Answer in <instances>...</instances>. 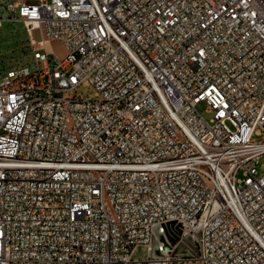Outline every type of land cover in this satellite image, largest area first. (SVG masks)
Here are the masks:
<instances>
[{
	"label": "built area",
	"instance_id": "built-area-1",
	"mask_svg": "<svg viewBox=\"0 0 264 264\" xmlns=\"http://www.w3.org/2000/svg\"><path fill=\"white\" fill-rule=\"evenodd\" d=\"M0 8L33 57L0 72V264L165 263L187 236L201 264H264V0Z\"/></svg>",
	"mask_w": 264,
	"mask_h": 264
},
{
	"label": "rangeland",
	"instance_id": "rangeland-1",
	"mask_svg": "<svg viewBox=\"0 0 264 264\" xmlns=\"http://www.w3.org/2000/svg\"><path fill=\"white\" fill-rule=\"evenodd\" d=\"M13 16L5 8H0V18L2 23L0 27V72L6 68L8 63L11 67H16L23 61L26 63H33V57L29 46V36L22 21L9 20ZM32 37L36 41L42 39L41 30L37 29L32 32ZM50 45V49L56 53L63 55L65 53V46L63 43L55 41ZM81 95H92V89L81 87L79 89ZM198 111L203 115L207 121H211L214 114L209 112L205 102L197 106ZM232 127V126H231ZM255 141L261 142L264 136H256ZM259 170L264 172V156L259 163ZM243 177V173L239 174V178ZM167 244L170 245L171 238H168ZM171 262H161L164 256L156 249L148 252L145 248H138L135 252L134 259L130 264H201L196 260V244L191 237H185L169 246Z\"/></svg>",
	"mask_w": 264,
	"mask_h": 264
},
{
	"label": "water",
	"instance_id": "water-1",
	"mask_svg": "<svg viewBox=\"0 0 264 264\" xmlns=\"http://www.w3.org/2000/svg\"><path fill=\"white\" fill-rule=\"evenodd\" d=\"M188 237V236H187ZM171 238V237H170ZM171 242L174 244L176 243L172 238H171ZM196 255H197V248H196Z\"/></svg>",
	"mask_w": 264,
	"mask_h": 264
},
{
	"label": "bare ground",
	"instance_id": "bare-ground-1",
	"mask_svg": "<svg viewBox=\"0 0 264 264\" xmlns=\"http://www.w3.org/2000/svg\"><path fill=\"white\" fill-rule=\"evenodd\" d=\"M159 264V263H158Z\"/></svg>",
	"mask_w": 264,
	"mask_h": 264
}]
</instances>
